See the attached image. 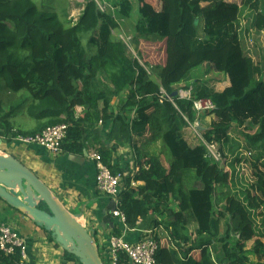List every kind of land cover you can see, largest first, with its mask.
Returning <instances> with one entry per match:
<instances>
[{
  "label": "trees",
  "instance_id": "1",
  "mask_svg": "<svg viewBox=\"0 0 264 264\" xmlns=\"http://www.w3.org/2000/svg\"><path fill=\"white\" fill-rule=\"evenodd\" d=\"M97 1L108 7L105 13ZM83 2L72 24L33 0H0V138L33 137L66 124L63 151L82 154L91 135L103 146L98 126L112 121L107 142L128 147L137 164L124 179L119 210L131 229L142 221L147 230H165L166 238H155L157 264H217L211 251L224 221L223 264H254L247 257L249 243L250 253L264 258V55L249 46L264 33V0H138L135 59L112 36L120 24L110 8L128 20L130 1ZM86 36L95 50L90 54ZM140 45L160 48L155 65L142 63ZM205 65L225 75L230 86L215 93L195 83L194 100L172 97L176 85ZM195 100L215 105L216 121L204 140L219 145L223 166L208 157L206 147L189 146L181 133L196 122ZM20 113L36 123L34 129L22 131L11 122ZM136 137L144 147L162 142L169 168L143 153ZM115 145L96 152L117 175L122 171L113 165ZM190 224L196 225L193 237ZM19 262V253L0 251V264ZM118 264H130L128 256L120 253Z\"/></svg>",
  "mask_w": 264,
  "mask_h": 264
},
{
  "label": "crops",
  "instance_id": "2",
  "mask_svg": "<svg viewBox=\"0 0 264 264\" xmlns=\"http://www.w3.org/2000/svg\"><path fill=\"white\" fill-rule=\"evenodd\" d=\"M98 80L103 81L100 76ZM104 83L111 88L110 91L113 90V86ZM229 86L228 79L226 88ZM118 105L119 100H116L114 108L116 109ZM76 111L77 116L83 113L81 108ZM11 122L15 123L22 131H30L36 126V123L22 116V113ZM112 127V121L105 125L100 122L98 129L103 146L95 144L93 135H91V138L85 142L86 149L82 154L63 151L57 156L36 145H24L12 140L0 139V154L15 157L43 181L61 204L72 215L77 216L79 222L93 235L104 255L107 253L109 240L114 234H121L132 244L147 237L160 240L167 237L163 228L147 230L142 227V221H139L137 228H129L117 216V205L114 200L109 196L102 195L97 190V171L90 155L101 147L109 150L115 145V143L107 142ZM128 153H130L128 147L115 145L113 165L124 172H127L125 168L129 162L126 157ZM133 185L142 186L143 182L133 183ZM0 223L17 230L25 240L30 264H80L78 259L67 257V252L65 253L62 247L56 243L51 233L37 227L29 218L12 209L1 199Z\"/></svg>",
  "mask_w": 264,
  "mask_h": 264
},
{
  "label": "rangeland",
  "instance_id": "3",
  "mask_svg": "<svg viewBox=\"0 0 264 264\" xmlns=\"http://www.w3.org/2000/svg\"><path fill=\"white\" fill-rule=\"evenodd\" d=\"M33 1H35L38 4L39 8L41 9L45 7L49 12H59L65 14L67 20L72 24L77 22V20L81 16L85 4L83 0H77V1L76 0H33ZM130 3L134 8V10L132 9L131 18L128 20L122 18L119 15V11H120L119 8L118 9L110 8L112 14L114 15V17L117 18L120 24V30L113 31L112 36H114L118 40H121L126 47L128 57L130 59H135L137 58V43H136L137 38L135 34V29L139 19L138 12L140 6L138 0H130ZM99 6L101 13H105L108 9V8L106 9L100 3ZM97 36H99V33H97ZM97 39H99V37H97ZM88 41H89V36L83 38L84 46L87 49L88 54H90L91 51L95 52V50L92 48L90 49V46L88 45ZM249 46L252 48L254 53L261 52L264 55V33H261L260 35H255L249 41ZM139 48L140 51H142L141 53L143 55L142 63H144L145 61H148L153 65H155L154 63H157L156 60L154 59L155 57H159V52H160L159 47H155V46L152 47L150 45H146V46L140 45ZM195 71L196 70H194L193 73H191L184 82L174 87L175 92H177V94H179L180 97L189 100H194L195 98L193 94V85L195 83H201L204 87L215 93L223 92V90L228 85V78L221 73L211 70L210 66L205 65L196 72ZM150 74L153 79L158 81L157 77L153 73ZM106 90L109 91L111 90V88L107 86ZM2 96L3 95L0 93V100ZM120 101L121 100H119V104ZM197 101L198 100H195V102ZM206 102L211 103L215 108V105L211 101L208 100ZM196 115H197L196 122L190 124L189 127L182 129L181 133L184 139L186 140V142L188 143V145L191 146L192 148L194 147L196 148L199 146L206 147L205 144L207 142L204 140V133L211 129L212 124L214 123V121H216V118L212 114V111H207L205 113H200V114L197 113ZM135 141L138 147L142 148L143 153L145 152L153 153L155 156H158L161 159L165 168H169L168 163L166 161V157L163 154L164 147L162 145V142L158 141L155 144H151L149 146L144 147V145L146 144L144 139H140L139 137H136ZM126 157L129 160L128 165L125 168L127 172L121 170L122 171L121 174L123 175L124 179L129 177L131 174H134L137 170L136 157L132 153V150H130V153H128ZM176 209L178 210L177 206H175V210ZM195 229H196V225L190 224L189 227L187 228V233L193 237ZM226 231H227V226H226V222L224 221L222 223V230H221L222 236L212 246V251H211L213 260L216 261L217 264H223L224 253L222 249L225 243H223L221 239L223 238ZM253 247L254 246L252 243L248 244L247 250L249 251L247 252L248 253L247 257H249L250 263H254V264L261 263L262 261H264V258H260L259 256L250 253Z\"/></svg>",
  "mask_w": 264,
  "mask_h": 264
},
{
  "label": "water",
  "instance_id": "4",
  "mask_svg": "<svg viewBox=\"0 0 264 264\" xmlns=\"http://www.w3.org/2000/svg\"><path fill=\"white\" fill-rule=\"evenodd\" d=\"M0 199L51 233L56 243L80 264H105L95 238L77 216L33 172L15 157L3 154H0Z\"/></svg>",
  "mask_w": 264,
  "mask_h": 264
},
{
  "label": "built area",
  "instance_id": "5",
  "mask_svg": "<svg viewBox=\"0 0 264 264\" xmlns=\"http://www.w3.org/2000/svg\"><path fill=\"white\" fill-rule=\"evenodd\" d=\"M97 3L99 6L98 1ZM104 7L106 9L108 8L107 6ZM150 73L151 72H149V75L151 76ZM213 110L214 107L209 102H194V111L198 114ZM68 129L69 128L66 124H60L49 127L42 133L33 137L18 136L12 139V141H16L24 145H36L42 147L49 153L58 156L63 152L62 146L64 141L67 139ZM0 139L6 140L5 138ZM205 146L208 157L215 163L223 166V158L219 151V145L216 143H206ZM90 159L95 164V169L97 171V190L102 195L109 196L114 200L117 205V216L123 223H125V215L119 210V198L124 187L123 175H114L112 171L104 165L100 155L97 152H93L90 155ZM0 251L6 256H13L16 255V253H19L20 262L18 264H30L28 261V249L25 240L17 230L3 223H0ZM157 252L158 244L152 237H147L136 244H132L128 242L123 236L118 237L113 235L109 240V247L105 256L108 258L110 264H118L120 253H124L128 256L130 264H157Z\"/></svg>",
  "mask_w": 264,
  "mask_h": 264
}]
</instances>
